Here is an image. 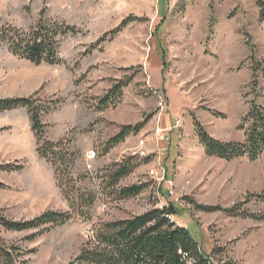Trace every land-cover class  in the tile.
<instances>
[{
	"label": "rangeland",
	"instance_id": "374dc122",
	"mask_svg": "<svg viewBox=\"0 0 264 264\" xmlns=\"http://www.w3.org/2000/svg\"><path fill=\"white\" fill-rule=\"evenodd\" d=\"M42 11L76 27L61 42L62 61L35 65L0 43V98L34 97L49 106L45 137L69 141L77 157L75 186L97 198L86 216L43 233L0 226V238L18 248L22 264H69L94 224L171 203L172 219L192 232L203 252L220 250L215 264H264V221L193 204L264 208L249 197L264 191V153L253 161L209 156L195 125L220 141H243L238 125L250 102L264 106V22L257 0H0V28L28 29ZM129 18L112 37L109 32ZM126 80L117 103L96 107ZM141 122L140 132L103 151L122 126ZM129 157L139 165L119 186H148L120 199L106 188V168ZM9 164L23 169H0L2 215L28 220L70 210L53 167L36 152L25 108L0 112V166Z\"/></svg>",
	"mask_w": 264,
	"mask_h": 264
},
{
	"label": "trees",
	"instance_id": "16d2710c",
	"mask_svg": "<svg viewBox=\"0 0 264 264\" xmlns=\"http://www.w3.org/2000/svg\"><path fill=\"white\" fill-rule=\"evenodd\" d=\"M257 5L260 20L264 22V0H257ZM130 20L131 18L124 20L120 26L110 31L111 36H115ZM75 32L76 27L47 19L42 11L36 23L28 29L11 26L0 28V43L5 44L8 51L19 59L35 65H58L62 61L59 55L62 40ZM109 33L100 40H104ZM126 83L127 80L114 85L96 107L103 110L117 103ZM40 103V100L34 97L0 98V112L16 108L26 109L36 137V152L53 167L57 185L68 199L70 210H48L28 220L8 219L0 213V226L6 230H35L43 233L55 225L66 223L74 215L86 216L87 210L91 209L97 198L95 192L83 191L75 186L71 169L77 157L69 141H53L45 137L42 118L49 106ZM195 125L199 141L209 156L227 161L247 157L253 161L264 153V106L254 100L250 102L247 113L238 125V129L244 131L243 141H220L209 135L199 122L196 121ZM143 127L144 122L122 126L103 151L123 142L128 135L140 132ZM138 165L136 159L129 157L108 166L105 174L106 188L113 189L120 199L139 195L147 188V184L119 186L120 181L130 175ZM0 169L12 172L23 169V166L1 165ZM0 188H3L1 182ZM249 197L264 206V191ZM193 204L205 212L224 210L229 216L264 221V208L263 211L256 212L243 208L241 204L227 209L213 205H197L195 202ZM175 212V205L171 203L162 208L153 206L126 219L100 221L94 224L87 241L69 264H215L214 259L221 253L220 250L215 248L211 255L203 252L192 232L172 219ZM18 253L20 252L17 247L0 238V264H22Z\"/></svg>",
	"mask_w": 264,
	"mask_h": 264
},
{
	"label": "built area",
	"instance_id": "2783aa9c",
	"mask_svg": "<svg viewBox=\"0 0 264 264\" xmlns=\"http://www.w3.org/2000/svg\"><path fill=\"white\" fill-rule=\"evenodd\" d=\"M95 155H96L95 151H92V152L89 154V158H93V157H95Z\"/></svg>",
	"mask_w": 264,
	"mask_h": 264
},
{
	"label": "crops",
	"instance_id": "0c3cea01",
	"mask_svg": "<svg viewBox=\"0 0 264 264\" xmlns=\"http://www.w3.org/2000/svg\"><path fill=\"white\" fill-rule=\"evenodd\" d=\"M28 113V112H27ZM28 117H29V114H28ZM29 120H30V118H29ZM30 129H31V123H30ZM31 131H32V129H31ZM33 132V131H32ZM34 133V132H33Z\"/></svg>",
	"mask_w": 264,
	"mask_h": 264
},
{
	"label": "bare ground",
	"instance_id": "6f19581e",
	"mask_svg": "<svg viewBox=\"0 0 264 264\" xmlns=\"http://www.w3.org/2000/svg\"><path fill=\"white\" fill-rule=\"evenodd\" d=\"M161 208V207H160Z\"/></svg>",
	"mask_w": 264,
	"mask_h": 264
}]
</instances>
